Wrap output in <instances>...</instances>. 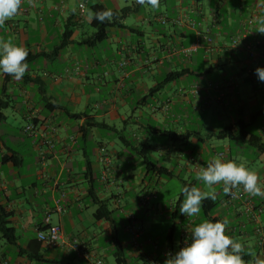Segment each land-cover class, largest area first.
<instances>
[{
  "label": "crops",
  "instance_id": "1",
  "mask_svg": "<svg viewBox=\"0 0 264 264\" xmlns=\"http://www.w3.org/2000/svg\"><path fill=\"white\" fill-rule=\"evenodd\" d=\"M120 1L23 0L19 14L6 21L5 29L0 27V39L9 36L29 52L21 80L0 74V97L11 101L0 123V206L10 213L9 226L17 238L14 246L0 238V264H33L28 257L35 256L49 264H93L97 258L109 264L112 230L106 221L93 219V197L111 211L123 252L126 243L118 237L115 213L125 221L129 264H164L169 253L183 247L180 238H190L202 222L180 213L181 191L159 199L170 180H178L181 188L187 182L208 190L195 173L219 155L245 163L264 187V155L246 144L210 137L241 121L264 143V82L255 75L257 67H264V35L257 32L264 0H238L236 20H229L233 12L212 0L209 16L200 0H165L158 13L140 6L133 22L125 21L126 28H110L102 43L82 44L93 33L87 7L118 10ZM71 2H78L75 11ZM66 26L72 30L70 42L59 48ZM193 44L196 51L183 53ZM112 45L115 53L105 64L94 61L82 69L83 51L98 47L105 53ZM110 63L115 71L104 70ZM59 65L66 70L58 73L54 67ZM176 71L184 75L164 83ZM105 74L114 78L106 81ZM20 109L32 133L7 124L6 111ZM163 131L196 132L202 140L175 142ZM151 164L170 170V178L157 177ZM213 187L226 198L214 217L227 219L226 233L255 253L243 258L264 260V232L257 233L264 228V197L250 196L241 186L239 198L230 200L222 183ZM48 225L60 228L62 239L55 245L37 240L39 229Z\"/></svg>",
  "mask_w": 264,
  "mask_h": 264
},
{
  "label": "clouds",
  "instance_id": "2",
  "mask_svg": "<svg viewBox=\"0 0 264 264\" xmlns=\"http://www.w3.org/2000/svg\"><path fill=\"white\" fill-rule=\"evenodd\" d=\"M22 2L23 0H0V27L19 14ZM28 2L32 3V0ZM136 3L150 6L154 10L160 8V0H136ZM80 7L85 8L83 4ZM86 18L89 22L96 20L103 24L106 21L112 22L117 18V13L110 8L102 11L86 10ZM257 32L264 35V18L259 20ZM28 55V49L16 45L11 38L0 39V72L17 81L21 80L29 68ZM255 75L260 82H264V67H257ZM195 179L208 190L197 186L181 188L183 201L179 211L187 218L199 216L205 200H216L213 187L216 184H223L225 195L234 197L233 190L243 186V191L248 195L264 197V187L258 183L259 177L255 171L250 170L243 162L224 160L219 155L208 161L206 166H200L195 173ZM228 223L227 219L215 222L203 220L195 225L189 241L175 255L169 253L164 264H264V260L259 258L245 261L244 255L255 257V253L246 251L241 242L226 234ZM38 236L43 238L44 233L40 232Z\"/></svg>",
  "mask_w": 264,
  "mask_h": 264
},
{
  "label": "trees",
  "instance_id": "3",
  "mask_svg": "<svg viewBox=\"0 0 264 264\" xmlns=\"http://www.w3.org/2000/svg\"><path fill=\"white\" fill-rule=\"evenodd\" d=\"M162 1H165V0H160V2ZM140 6L141 5L137 4L136 1H133V2H130L129 5H126L118 10H113L115 13H117V18H115L112 22L106 21L105 23L101 24L100 22L93 20L92 22H90V27L93 30V33L88 39L84 40L82 44L90 47L95 44L102 43L108 39L110 28H115V29L126 28L124 25L125 21L131 15L135 14L137 9ZM105 9L107 8L102 4H93L89 8V10H92V11H102ZM71 35H72V30L69 29L68 26H66L64 32L62 33L60 37L59 48L65 47L70 42ZM28 59L29 58L27 57V60ZM183 75H184L183 71L171 72L164 77L165 78L164 83L178 79L182 77ZM10 104H11V101L8 98L0 97V123L4 122V119H5L2 111L10 107ZM49 106L54 107V109L59 108L58 106H54V105H49ZM69 116L72 119H76V120L81 117L80 114H69ZM162 133L166 135L168 139L175 141V142L185 141V140L190 139L191 137L202 140V138H200V136L196 132H187L185 134H179L174 131H163ZM210 137H214L220 140H228L231 142H240V143H243V144H246L252 147L256 151H258L260 154L264 155V143L262 142L261 138L257 135L251 134L248 131V125L243 124L241 121L233 125L224 127L223 129L219 130L217 133L211 134ZM150 170L153 172V174H155L160 179H168L171 176V171L163 166L151 164ZM184 186H193V183L184 182ZM182 197L183 196L181 194L180 198ZM228 198L232 200L229 195H228ZM225 199L226 198L224 195L220 197L216 195L215 201H212L211 199L205 200L203 202L202 211L200 213L201 215L200 219L202 221L210 220L213 222H215L216 220H220L219 218L214 217V214H215V211L218 209L219 205ZM92 202L94 205H96V209L93 213V219L95 221L104 220L111 227V230H112V235H111L112 240L111 241H112V246H113L112 257L114 259L115 264H129L126 257L124 256V252L121 247V244L116 239L117 232L114 226V220L112 218L111 211L108 210L105 202L100 201L97 197H93ZM9 216H10V213L6 212L5 209L2 206H0V238L6 244L14 246L17 244V238L15 236L14 230L9 226V222H8ZM46 228L47 227L43 229H39V231H44L46 230ZM260 229H263V228H260ZM226 234L228 235V233ZM184 239H186V241H189L188 236L180 238V241L183 242ZM38 244L40 243L37 242V245ZM28 258H29V261L33 264L52 263V262L43 260L41 256H35L33 258L28 257ZM244 259L245 261H247L246 258Z\"/></svg>",
  "mask_w": 264,
  "mask_h": 264
},
{
  "label": "rangeland",
  "instance_id": "4",
  "mask_svg": "<svg viewBox=\"0 0 264 264\" xmlns=\"http://www.w3.org/2000/svg\"><path fill=\"white\" fill-rule=\"evenodd\" d=\"M202 3H203V5H204V7H205V9L207 10V12H206V16L209 14V12H210V9H211V6H212V4L210 5V0H200ZM213 2H214V4L213 5H215L216 3H219V7H220V9L221 10H226V11H228V12H230V13H232L231 15H230V18H229V20H233V19H235L236 20V9H238V7H239V2H238V0H230V1H223V0H212ZM220 1V2H219ZM244 1H251V0H244ZM130 3V2H129ZM129 3L128 4H124V0H121L120 1V6L119 7H124V6H126V5H129ZM70 5H71V9L73 10V9H75L76 10V8H77V6H78V2H74L73 4H72V2L70 3ZM243 6V5H242ZM160 7H163V4H160ZM160 9L161 8H159L158 10H154V9H152L151 7H145V11L146 12H148V11H150V12H152V13H158V11H160ZM86 10H89V6L87 7V9ZM245 9L243 10V12L241 13V15H245ZM209 16V15H208ZM85 17H86V15H85ZM133 19H134V17L131 15L127 20H126V22L127 23H131V22H133ZM1 28H4V27H1ZM19 28H22V24H20L19 25ZM88 29H89V27H87ZM5 29V28H4ZM3 29V30H4ZM52 28H48V34L50 33V32H52ZM90 30V29H89ZM8 38H10L9 36H4V35H2V37H1V39H4V40H7ZM104 46H106V45H104ZM115 48H116V46H111V50L110 51H108V52H103V53H101L100 51H99V48L97 47V48H95L94 50H87L86 49V51H83L82 53H81V59L82 60H84L83 61V63L84 64H82V69H84V67H83V65H85V64H89L90 62H94V61H98L99 63H100V65H102V64H105L109 59H110V57H111V55L112 54H114L115 53ZM93 58H94V60H93ZM111 61V60H110ZM54 63V65L56 64V62H53ZM65 67V66H64ZM55 69H58V73H60V72H63L64 71V69L66 70V68H63V66H55L54 67ZM70 68V67H69ZM96 72H97V74L98 75H102V74H100V73H103V70L101 69V67H97L96 69ZM104 70L105 71H108V70H113V71H115L116 70V67H114L111 63H110V65H108V67H106V68H104ZM0 74H1V72H0ZM71 72L69 73V76H71ZM88 74V73H87ZM65 75V74H64ZM66 76V75H65ZM65 76H63L64 78H65ZM72 77V76H71ZM86 77H88V78H91V77H93V78H95L96 77V74H93V73H91V74H88ZM114 77L115 78H117L118 77V75L116 74V72H115V75H114ZM114 77H111V76H107L106 74H105V76H104V78H106V81H107V78H109V80H112L111 78H114ZM72 78H76V76L75 77H72ZM82 90H85V89H82ZM15 102L17 103V104H19L20 102H21V99L20 98H16L15 99ZM25 115V111L23 110V109H20V112H18V113H15V114H12V111L11 110H7L6 111V116H7V124L9 125V126H11V127H13V128H15L16 130H17V132H19V129L21 128V127H23V128H25L26 127V122H29V124H30V121H26V120H23V116ZM41 118H43V115L41 116ZM70 122H74L73 120H71ZM6 129H9V127H7ZM252 132L254 131V129H252L251 130ZM30 133V132H29ZM31 133H32V131H31ZM202 135H203V133H202ZM15 150H18V151H20L21 150V148H19V147H16L15 148ZM185 181H187V180H185ZM188 181H190V180H188ZM180 190H181V183L178 181V180H170L169 181V183H168V185L165 187V188H163V190H161L160 192H159V199L160 200H163V199H165V198H167L168 196H171V197H174V195L175 196H177V195H179V193H180ZM177 193V194H176ZM159 199H157V201L159 200ZM150 204H152V202L150 203ZM116 214V222H117V230H118V237H119V239H121L122 241H124L125 243H126V246H124V252H125V254H127L128 252H129V248L131 247V243H130V240H129V238H128V235H127V233L125 232V230H124V223H125V221L124 220H121V219H123L122 218V216H120V214L119 213H115ZM199 217H201V215H199ZM120 218V219H119ZM122 222V224H121V222ZM124 221V222H123ZM145 226L146 227H148L146 224H145ZM151 234H153V232L151 233ZM153 238L154 239H158L159 238V235H157L156 236V234L155 235H153ZM140 243V242H139ZM99 245H101V244H99ZM145 247H148V245L146 246L145 245ZM152 247V246H151ZM150 247V248H151ZM147 251V250H146ZM149 251V250H148ZM108 261H109V264H114L113 263V258H111V257H108Z\"/></svg>",
  "mask_w": 264,
  "mask_h": 264
},
{
  "label": "built area",
  "instance_id": "5",
  "mask_svg": "<svg viewBox=\"0 0 264 264\" xmlns=\"http://www.w3.org/2000/svg\"><path fill=\"white\" fill-rule=\"evenodd\" d=\"M80 11L83 12V9L80 8ZM249 24L251 23V21L248 22ZM198 45L197 44H193L190 48L186 49V50H183V53H190V52H193V51H196ZM249 56L250 57H254V54L251 52V50L249 51ZM31 131V127L30 126H27L25 128V132H30ZM235 192V196H230V198L232 200H235L239 197V193H238V189H234L233 190ZM46 223H48V219L46 220ZM40 232H43L44 233V236L43 238H40L38 236V233ZM262 232H264V228L263 229H260L257 231L258 234H261ZM37 233V240L39 242H42V243H45L47 245H55L57 244L58 242L61 241L62 239V236H61V231H60V228L58 226H51V225H48L46 230L44 231H39ZM186 239L183 240L182 244L185 245L186 243ZM72 247L74 249H77V245L76 244H72ZM4 264H8L7 262H5ZM93 264H104L102 259L101 258H97L93 261Z\"/></svg>",
  "mask_w": 264,
  "mask_h": 264
}]
</instances>
